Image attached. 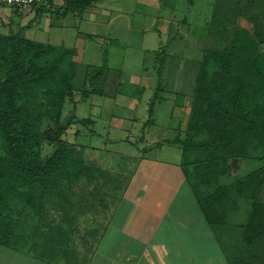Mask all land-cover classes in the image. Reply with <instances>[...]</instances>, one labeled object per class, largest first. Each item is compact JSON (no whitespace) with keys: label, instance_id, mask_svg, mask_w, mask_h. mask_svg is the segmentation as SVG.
<instances>
[{"label":"rangeland","instance_id":"1","mask_svg":"<svg viewBox=\"0 0 264 264\" xmlns=\"http://www.w3.org/2000/svg\"><path fill=\"white\" fill-rule=\"evenodd\" d=\"M192 1L101 0L100 4L103 7H109L117 10L118 14L130 17L133 20L134 27L130 35H125L127 18L121 17L117 19L116 26L113 28L114 31L111 34L106 33L103 29L100 30L101 33L107 35L104 38L107 40V45H109L110 37L114 38L115 35L121 37L118 39H124L120 44L118 42L108 48V53H110L109 58L106 57L107 52H105V48L97 43V39L86 38L90 41H87L81 49L77 48L75 50L73 48L75 37L72 32H76L78 27L63 29L65 17L59 9L56 12H50L44 20L40 17L36 18L37 10H34L31 15L28 13L30 17L32 15L33 17L29 18L26 24L29 25L31 23L30 27L32 28L26 29L25 35L38 41H46L48 37L47 31L51 29L49 37L51 43L54 45L58 44L59 36H64L65 40L62 46L78 52L76 60L77 71L73 79L74 91L78 97H80V90L85 86H91L92 89L97 86L101 87L105 96H108L106 100L111 99L114 101L118 89L126 97L133 96L138 101L134 112L139 118L137 129L135 128L134 131L130 132L123 130L116 131L111 136L118 135V138L124 141L127 135L134 143H137L136 140H139L140 147L147 146L150 148L151 142L149 137L153 136L155 140L165 137H175L168 131L166 126L168 127V124L179 123L182 117L179 106L187 99L182 97V95L177 96V91L181 89L182 85L183 88L180 93H185L187 97L192 95L193 85L190 86V82L192 84L193 81L192 74L196 76L198 73L200 62H202L207 51H214V53L226 52L230 47V41L235 32L239 33L240 30H244L253 38V46L255 48L253 47L254 49L250 50L254 52V55L251 57L253 58L258 55L256 64L259 66L258 70H261L264 74V0H200V3L199 0H195L193 4L196 7L192 4ZM174 4L176 8H172ZM17 12L18 10L14 9V11H11V14ZM173 14L180 18L179 24L183 30L180 38L175 42L172 41V38L169 40L165 34H160L154 28H151V25H154L153 23L156 20L171 18ZM9 15L10 12L8 10L0 7V33L2 34L15 33L17 30L16 24H13L15 22L11 21L12 15L11 17ZM184 20L189 23H184ZM15 21L17 23L19 19L16 17ZM33 21H35V24H32ZM82 27L89 26L84 23ZM41 29H44L45 32H40ZM206 32L208 33L207 40L206 36L203 38ZM246 33L239 36L241 41L246 40ZM185 37H188L189 41L184 40ZM98 38L101 41L103 39L99 36ZM151 40L154 43H151ZM198 46H201L202 49L206 48L202 50L198 49ZM250 51L248 53L245 51L242 54L244 58L242 57L241 59L240 56L242 67L246 65L245 60L250 55ZM105 59L110 60V62L106 65L107 69L105 68L104 77L99 81L101 83L98 85L96 81L94 83L88 82L87 68L102 71L107 63ZM164 60L162 77H160L163 84L162 89L159 85L160 81L157 69ZM206 60H208L206 61V68L209 75L214 74L215 69L218 71V63L216 64L212 58ZM48 62V59L39 60L38 64L44 65ZM196 62L199 63L197 67ZM181 72L182 74L180 75ZM131 74L142 75L144 79L145 76H153L154 84L146 90L144 89L145 87L132 86L133 92H131L128 87L120 85L122 82L130 85L129 79L131 78ZM240 82L241 80L238 78L235 85L239 86ZM136 88H138V92ZM140 89L142 90L140 91ZM43 99L41 94L40 101L44 102ZM91 101L100 103V100L95 98H92ZM89 104L88 100L79 104L76 108L77 112L73 113L75 106L73 102L67 100L62 118L63 124L70 122L68 121L70 118L76 119V116H74L76 114L80 115L81 119L89 118L91 110ZM155 105L158 108L157 118L151 115L150 112L151 109L154 110ZM115 110V115L119 117L132 115L126 108L119 107L118 110ZM107 111H110L108 112L109 116L112 115L113 112L111 110L107 109ZM171 115L172 118H170ZM102 122L100 121L94 127L89 124H77L76 122L70 124L63 138L74 144L76 149L82 151V160L88 169L84 170L75 181L72 179H59L57 184L59 187L58 191L51 192L45 198L43 197L45 204H43L44 210L41 213H37V211L39 212L40 204L33 206V209L26 205L31 212L25 207L27 203L35 204V200L39 197V190L31 191L29 195H31L32 199H35L31 200V202H28V196V198L23 197V199L19 197L18 200L12 203L11 211L15 219L14 231L17 236L21 235L27 240L25 243L22 241L18 242V244L13 243L16 244L13 246L31 250L38 257H46L48 260L57 262L62 256H67L68 258L69 255H72L73 257L74 252L81 251V249L85 250L86 246H83L82 241L85 240V237L92 238L97 234V229L104 220L106 221L113 203L116 202L115 199L118 197V192L125 182V169L130 162L125 158H121V155L125 154L126 156L128 151L130 154L135 149L130 142L115 144L114 147L105 146L107 139L111 137L107 121H104L103 124ZM86 126H88L86 128L88 131L81 132ZM143 128H145V132L147 130L146 134H148L149 138V144L147 145L143 139V137L147 136L143 133ZM166 134L167 136H165ZM206 135H200L199 138L202 139ZM46 146L42 149L44 155L53 149L52 146ZM245 148L248 149L249 157L247 153L245 157L243 155V158H241L239 163L240 171L233 179L232 184L237 183L242 178L249 181L253 177L255 181L256 177L264 180V135L249 131ZM150 149L153 150L149 151L148 149L150 156L154 157L160 154L158 149ZM0 154H3L1 137ZM200 156L204 157L203 154L201 155L196 152L191 155L193 160H197ZM105 158L110 160H106ZM248 161L251 162L248 163ZM116 164L119 167L118 170H115L117 169L115 167L113 168ZM187 166L190 175L196 177V179L200 178V175L194 170L193 165L191 167V163ZM129 168H132V166ZM224 180L226 182L230 178H224ZM216 184L218 185V182ZM18 191H22L20 186L18 187ZM260 200L264 203V183ZM235 201L239 202L240 199L238 201L235 198ZM242 202L246 204V207L248 206L247 213L243 217L247 223L253 204L251 199L247 197H244ZM234 213L231 212V216ZM241 214L244 215V212ZM245 225L241 224L238 226L233 224L228 226L229 228L227 229H224V227L222 231L228 233L231 230L232 233H230L234 234V237L238 239L237 245L240 247V242L246 232ZM237 245L230 247L231 245L227 244L230 254L234 255L241 252L238 250ZM247 248H249L248 252H252V247L249 246ZM70 263L76 264L77 261Z\"/></svg>","mask_w":264,"mask_h":264},{"label":"trees","instance_id":"2","mask_svg":"<svg viewBox=\"0 0 264 264\" xmlns=\"http://www.w3.org/2000/svg\"><path fill=\"white\" fill-rule=\"evenodd\" d=\"M92 2L94 0H67L66 9H83ZM236 33L226 52L207 51L197 76L186 130L182 136L164 141L183 149L186 163L189 161L193 165L208 186L217 183L222 175L239 173L240 160L248 153L245 146L249 131L264 135V74L256 64L258 55L251 57L254 52L250 50L255 48L253 38L244 30ZM243 33L247 38L241 41L239 36ZM245 51H250V55L242 67L240 60ZM74 55L73 49L37 43L20 33H0V137L3 150L0 154V247L17 249L19 247L13 243L27 242L14 231L13 202L28 196V202H31L35 199L29 194L39 190L35 204L27 203L25 207L31 212L27 206L33 209L40 204L37 213H41L45 204L43 197L58 191L59 179L75 181L88 169L82 160V151L63 138L70 124L92 123L91 118L77 117L70 118L67 124L62 121L65 103L74 96L73 79L77 71ZM208 58L218 63L219 69L212 75L206 68ZM47 59L48 63L38 64L39 60ZM97 73L93 72L94 76H98ZM238 78L241 82L236 86ZM85 92L90 93L88 89ZM41 94L44 102L40 101ZM203 134L207 135L199 138ZM45 145L53 149L44 155ZM194 152L204 157L193 160L190 157ZM253 179L242 178L230 186L218 185V189H233L250 198L253 204L245 223L246 232L240 247L237 245L241 252L232 255L231 264H264V203L260 200L264 180ZM220 194L224 192L215 189L211 196L219 199ZM218 221L210 220L221 224ZM249 246L252 252H248Z\"/></svg>","mask_w":264,"mask_h":264},{"label":"crops","instance_id":"3","mask_svg":"<svg viewBox=\"0 0 264 264\" xmlns=\"http://www.w3.org/2000/svg\"><path fill=\"white\" fill-rule=\"evenodd\" d=\"M100 1L94 0L83 9L70 11L66 9L67 0H45L27 8L2 5L0 7L8 10L10 12L9 17L12 15L14 18L11 21H14L13 24L17 26L15 28L18 31L16 30L15 33H20L23 37L37 43L52 44L57 48H68L62 46L65 40L64 36H59L58 44L54 45L49 41L51 29L47 31L46 41H38L25 35V30L32 28L30 27L31 23L28 25L26 21L33 17V15L30 17V15L33 14L34 10L38 12L36 18L40 17L44 20L50 12H56L59 9L65 17L63 29L78 27L76 32H72L75 37L73 47L75 50L77 48L81 49L87 41H90L87 39H97V43L105 48L106 57L109 58L108 48L115 45V43L119 42L120 44L124 39H118L121 37L115 35L114 38L110 37L109 45H107V40L104 39L107 35L101 33L100 30L103 29L106 33L111 34L114 31L113 28L116 26L117 19L125 17L127 18V33L125 32V35H130L131 30L134 29L133 20L126 17L127 15L118 14L117 10L103 7ZM194 1H192V4ZM172 8H176L175 4ZM14 9L18 12L11 14ZM16 17L19 19L17 23L15 21ZM84 23L89 27H82ZM179 23L180 18L173 14L171 18L156 20L151 28H154L160 34H165L169 40L172 38V41L175 42L178 41L183 31ZM184 23L189 22L184 20ZM32 24H35V21ZM40 32H45V30L41 29ZM206 33L203 38L206 36L207 40L208 33L207 35ZM98 36L103 38L102 41ZM196 38L203 39L201 37ZM188 39V37H185L184 40L189 41ZM150 42L154 43L153 40ZM126 45L128 44L126 43ZM205 48L202 49L201 46H198V49L204 50ZM77 58L78 52L75 51L73 60L76 62ZM105 61L107 63L100 74L97 73L98 69L87 68L88 82L94 83L96 81L98 85L101 83L99 81L104 77L105 68L107 69L106 65L110 60L105 59ZM164 64L165 60L161 62L157 69L159 85L162 89L163 84L160 77H162ZM197 64L199 66V63L196 62V67ZM200 68L196 76L192 74V84L190 82V86L193 85L192 95L187 97L185 93H180L183 88L182 85L181 89L177 91V96L182 95L187 99L179 106L180 112H182L179 123L166 126L168 131L175 137H165L160 140L153 139V136L149 137L150 148H156L160 152L158 156L154 157L148 153L153 150L147 146L143 148L139 146V140L134 143L127 135L124 141L123 139L120 140L118 135L111 136L116 131L130 132L134 131L135 128L137 129L139 118L134 112L138 101L133 96L126 97L118 89L114 101L111 99L106 100L108 96H105L103 90H101L102 88L98 86L94 89L91 86L83 87L79 92L80 97L74 91L73 98L67 99L73 102L75 106L73 113L77 112L76 108L79 104L88 100L91 106L89 118L92 119V123H89V125L94 127L100 121H103L102 124L107 121L111 138L107 139L105 146L114 147L115 144L130 142L135 147L130 154L128 151L126 156L125 154L121 155V158H125L130 162L125 169V182L118 192L116 202L113 203L106 221L104 220L97 229V234L92 238L85 237V240L82 241L83 246H86L85 250L81 249V251L74 252L73 257L72 255H69L68 258L62 256L59 261L54 262L46 257V259L38 257L31 250L2 246L0 247V264H69L74 261H77L76 264H231L232 254L227 249V244L231 245L230 247H235L238 239L234 237V234H231V230V233H225L222 230L224 227V229H227L228 226L233 224L238 226L245 224L243 217L247 213L248 206L246 207V204H243V196L237 194L233 189L228 190L221 187L218 189V185L230 186L237 174L222 175L218 178V185L214 182L208 186L200 178L196 179L188 173L187 165L189 161L187 159L188 163H186L183 149L177 144L164 142L182 136L186 130ZM93 72L99 75L94 76ZM129 81L131 82L130 85H127L126 82H122L120 85L128 87L131 92H133L132 86L145 87L146 90L154 84L153 76H145L144 79L142 75L131 74ZM85 89H88L90 93L85 92ZM92 98L100 100V103L92 102ZM119 107L126 108L132 115L127 117L115 115V109L118 110ZM107 109L113 112L112 115H108L110 111H107ZM173 109L175 108L173 107ZM151 115L157 118L158 108L156 105ZM74 116L77 117L78 115ZM170 118H172V115ZM77 119H81L80 115ZM86 128L88 126L81 132L88 131ZM143 129V133L147 135L143 137L147 145L149 144V138L146 134L147 130L145 132V128ZM250 162L248 161V163ZM130 166L132 168H129ZM114 167L117 168L115 170L119 169L117 164ZM224 178H230V180L225 182ZM215 189L224 192V194H220L219 199H214L215 197L211 196ZM235 198L238 201L240 199V201L236 202ZM231 212L235 213L231 216ZM242 212H244V215L241 214ZM210 220L218 221L221 224H214ZM218 228H220V231Z\"/></svg>","mask_w":264,"mask_h":264},{"label":"built area","instance_id":"4","mask_svg":"<svg viewBox=\"0 0 264 264\" xmlns=\"http://www.w3.org/2000/svg\"><path fill=\"white\" fill-rule=\"evenodd\" d=\"M44 1L45 0H0V5L14 8H27Z\"/></svg>","mask_w":264,"mask_h":264}]
</instances>
